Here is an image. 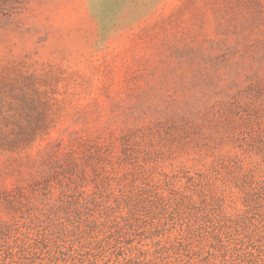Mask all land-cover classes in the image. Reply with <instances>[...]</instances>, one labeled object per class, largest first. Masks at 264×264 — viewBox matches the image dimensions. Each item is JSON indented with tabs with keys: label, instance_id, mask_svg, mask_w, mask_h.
Listing matches in <instances>:
<instances>
[{
	"label": "rangeland",
	"instance_id": "1",
	"mask_svg": "<svg viewBox=\"0 0 264 264\" xmlns=\"http://www.w3.org/2000/svg\"><path fill=\"white\" fill-rule=\"evenodd\" d=\"M0 264H264V0H0Z\"/></svg>",
	"mask_w": 264,
	"mask_h": 264
}]
</instances>
